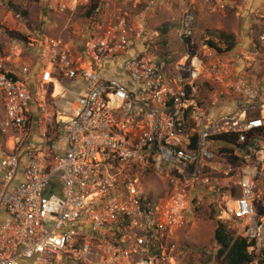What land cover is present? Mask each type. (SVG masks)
<instances>
[{"label": "built area", "instance_id": "built-area-1", "mask_svg": "<svg viewBox=\"0 0 264 264\" xmlns=\"http://www.w3.org/2000/svg\"><path fill=\"white\" fill-rule=\"evenodd\" d=\"M140 2L46 0L48 14L96 9L84 30L38 41L33 73L0 38V264H170L174 219L206 204L250 253L264 244V79L246 76L245 53H153L160 34L144 27ZM196 25L187 12L179 38ZM258 40L264 51V31ZM64 82L78 91L58 138L33 137V105L65 98ZM140 172L175 196L163 205L138 192ZM53 182L62 196L46 199Z\"/></svg>", "mask_w": 264, "mask_h": 264}, {"label": "rangeland", "instance_id": "rangeland-1", "mask_svg": "<svg viewBox=\"0 0 264 264\" xmlns=\"http://www.w3.org/2000/svg\"><path fill=\"white\" fill-rule=\"evenodd\" d=\"M45 1L0 0L2 50L10 56L12 63L20 61L30 66L32 73L37 70L38 41L41 38L65 37L69 34L68 30H84L91 16L88 9H81L75 15L48 14L44 8ZM187 12L195 16L197 24L190 43L179 38L180 23ZM136 13L142 14V23L148 33L157 31L160 34L155 45H151L153 53L173 60L188 54L203 55L206 47H213L219 56L230 59L245 53L251 59L246 76L254 82L264 79V51L258 40L264 31V5L256 0H141ZM164 29L167 31L164 32ZM220 34L235 39L236 47L232 51L226 50ZM62 86L69 89L65 98L54 99L50 96L45 108L35 114L34 132L38 136L46 134L49 138H58L57 118L69 110L78 91L71 89L67 82ZM62 94L63 88L57 84L54 97ZM2 115L0 101V120ZM132 178L138 192L161 201L163 205L175 196L169 184L150 173H134ZM258 192L262 205L259 213L264 216V181ZM4 219V212L0 211V225ZM218 223L221 221L217 213L208 204L186 212L183 220L174 219L170 254L177 260L170 264H226L219 256L220 248L214 237ZM227 226L228 231L238 238L241 233L238 225L228 223ZM255 254L253 264H264V244L256 248Z\"/></svg>", "mask_w": 264, "mask_h": 264}, {"label": "trees", "instance_id": "trees-1", "mask_svg": "<svg viewBox=\"0 0 264 264\" xmlns=\"http://www.w3.org/2000/svg\"><path fill=\"white\" fill-rule=\"evenodd\" d=\"M96 9L94 6L89 15ZM167 29H164L166 32ZM220 39L227 46V51H232L236 47V42L233 37L220 34ZM188 43L191 42L187 40ZM211 46H214L210 42ZM228 223H218L215 230L214 237L215 241L219 246V256L223 258L226 264H253L256 261L255 252L250 253L249 248L254 246V244L247 243L246 240L242 238L234 237V234L228 231Z\"/></svg>", "mask_w": 264, "mask_h": 264}, {"label": "water", "instance_id": "water-1", "mask_svg": "<svg viewBox=\"0 0 264 264\" xmlns=\"http://www.w3.org/2000/svg\"><path fill=\"white\" fill-rule=\"evenodd\" d=\"M52 194H56L58 196H62V193H61V187L59 186V184L57 182H53L52 185H51V190L48 191L46 194H45V198L46 199H49L51 198Z\"/></svg>", "mask_w": 264, "mask_h": 264}, {"label": "crops", "instance_id": "crops-1", "mask_svg": "<svg viewBox=\"0 0 264 264\" xmlns=\"http://www.w3.org/2000/svg\"><path fill=\"white\" fill-rule=\"evenodd\" d=\"M256 2L258 3V4H260V5H264V0H256ZM243 42V41H242ZM33 110H34V112H35V114L37 113V112H39L40 111V107L38 106V105H33ZM36 126V125H35ZM39 136H41V135H39ZM38 136V134H37V132L35 133H33V137H35V138H38L39 137ZM2 142H3V139H2V137L0 136V152H1V145H2Z\"/></svg>", "mask_w": 264, "mask_h": 264}]
</instances>
